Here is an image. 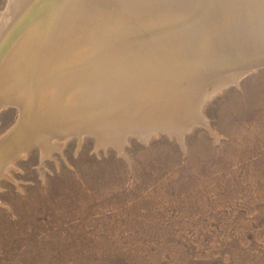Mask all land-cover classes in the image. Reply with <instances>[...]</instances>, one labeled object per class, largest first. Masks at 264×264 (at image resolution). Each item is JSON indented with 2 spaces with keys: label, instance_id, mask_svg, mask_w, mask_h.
<instances>
[{
  "label": "rangeland",
  "instance_id": "rangeland-1",
  "mask_svg": "<svg viewBox=\"0 0 264 264\" xmlns=\"http://www.w3.org/2000/svg\"><path fill=\"white\" fill-rule=\"evenodd\" d=\"M43 1L50 0L33 1L34 12ZM181 1L89 3L93 16H86L84 25L76 23L79 32L89 27L87 40L84 44L78 41L69 52L79 57L80 46H87L85 58L79 60H86L87 74L103 76L102 86L92 83L98 96H90L103 105L98 102L91 106L99 112L103 108V113L113 109L91 125L112 122L106 120L110 117L121 119L117 113L128 104L111 101L121 100L120 95L130 91L127 83L134 75L138 79L157 70L144 67L150 54L158 53L151 47L158 45L155 42L160 41L164 30L158 29L163 24L173 36L179 34L190 42L213 36L209 28L215 26L219 5L227 1ZM10 2L0 0V25ZM64 2L55 0L56 5L22 18L24 23L14 31L15 37L25 33L34 14V19L44 12L60 19ZM243 8L240 2L220 12L231 16ZM117 11L118 17L126 20L122 24L115 20ZM94 29H103V43L92 39ZM10 43L8 38L0 51ZM93 45L96 49H91ZM184 45L173 46L167 61L172 55H193ZM256 51L245 49L228 57L213 55L208 65L204 67L201 62L196 74L183 77L172 88L180 86L188 92L203 85L208 89L210 77L233 67L235 56L246 60ZM61 53L59 60L64 58ZM52 54L48 43L41 55L54 59ZM79 60L68 68L75 63L73 67L78 69ZM134 63H140L141 69L136 70ZM259 67L238 85L224 87L204 102L203 116L217 136L203 125L187 131L184 142L162 130L148 141L130 134L121 153L112 144L99 146L91 132L82 139L53 133L59 147L51 154L44 157L38 145L28 147L25 156L14 159L7 174L0 177V264H264V67ZM68 68L61 67L58 72ZM108 77L114 84L107 83ZM21 117L17 104L3 106L0 138L14 132ZM48 126L51 135L54 129Z\"/></svg>",
  "mask_w": 264,
  "mask_h": 264
},
{
  "label": "bare ground",
  "instance_id": "bare-ground-1",
  "mask_svg": "<svg viewBox=\"0 0 264 264\" xmlns=\"http://www.w3.org/2000/svg\"><path fill=\"white\" fill-rule=\"evenodd\" d=\"M33 1L11 0L9 9L0 25V49L6 41L8 42V38L9 40L11 38V43L7 48L0 51V109L9 103H14L22 110V117L18 128L14 132L0 138V177L7 174L14 159L25 156V151L28 147L38 145L44 157L51 154L53 150H56L59 144L56 140L57 137L55 138V134L53 133H64L68 137L77 135L82 139L87 133L91 132L95 134L99 146L112 144L121 153H123L126 139L130 134H136L142 140L148 141L153 134H157L162 130L170 136H176L180 142H184V135L187 131H190L195 125H203L217 136L211 130L208 121L203 116L202 106L204 102L222 88L229 85H238L241 79L264 64L262 63L263 61L259 63L260 60H256L255 62L234 65L226 71L220 72L214 78H212V73L211 79L207 82H212L208 89L203 88V85L197 88V90L194 89V91L190 90L188 92L180 86L172 88L178 85V82L183 77L196 74V69L201 62H204L202 65L204 67L208 65L209 57L213 55L220 54L228 57L232 54L238 55L244 53L243 51L245 49L253 51L259 46L264 45V0H255L254 3L252 0H226L227 3L219 5L221 8H218L216 11L218 12V17L216 19L217 21L215 20L216 22H214V28L213 26L209 28L213 34L210 40L207 37L202 41L193 40V42H190V39H184L179 34L178 36H173L169 28L163 27V24L158 29L164 30L160 35L161 37H159L160 41L155 42L158 43L156 45L157 47H151L153 51L157 50L158 53L150 54L151 56L146 59V67H144L147 70L154 69L151 67H158L157 70H153V72L147 73L143 77L140 76L138 79H135L134 75L127 83V87L131 88L130 91L125 96L120 95L121 100H117L116 98L117 101H111L114 102L112 104H120L121 106L128 104L123 109V112L118 111L117 113L118 117L121 115V119L110 117L106 120H112V122L91 125L97 117L103 118L106 113L111 114L113 109L108 110L110 109L109 107L106 109L107 111L104 109L106 113H103V108L99 112L95 111V106H91L98 102H100L98 105L101 103L103 105V102H94L96 100L90 97L92 93H94L93 95L95 97L98 96L99 91L94 92L92 88L102 86L103 76L101 73L98 75V72L87 74L89 70L84 67L86 60H79V58H85L87 46H80L81 54L79 57H76L73 53L71 54L69 50L74 48V45L78 41L83 40L82 43L84 44V41L87 40L86 36L89 32V27L84 26L87 30L85 29L79 32L76 23L79 24L78 22H80L81 25H84L86 16H93L90 15L91 11L87 7L89 3L93 1L103 2V0H64L63 6H65L62 7L63 13L60 19H52L50 13L46 14L45 12L42 17L38 18L36 16L37 18L34 19L35 14L43 12L45 8L52 7V3L55 0H50L48 3L43 1V6L35 12V8L32 9ZM186 2L184 1V4ZM240 2L245 8L239 14L235 12L231 16H228L229 12L226 14L220 12L222 8L228 10L231 7H236ZM228 6L231 7L228 8ZM64 8L66 9L64 10ZM128 10L127 12L130 11ZM119 11L120 13L123 12L122 8ZM157 11L159 12V10ZM190 11L192 12L191 9ZM100 12L101 16H103V9ZM33 13L35 14L32 17V22L28 23L26 30L24 29L25 33L22 36L15 37L16 33L14 31L19 27L22 18L26 19ZM118 15L120 14L117 11L115 20H119V24L124 23V19L118 17ZM210 16L213 15L211 14ZM43 17H46L45 21H42L44 19ZM99 20L103 21V18H99ZM42 25L45 27L44 29H40ZM51 25L53 26L49 30L48 26ZM180 28L179 30H181ZM99 30L94 29L92 31L94 34H92V39L97 44L103 43V29L100 32ZM166 31H168V34H166ZM44 38L45 40H43ZM47 42L51 45L54 59H46V55H41L43 53L45 54V49L48 45ZM151 43L153 44V42ZM183 43L188 46V50L186 51H191L193 55H188L190 53H186L185 55L181 54L180 57H173L172 55L170 57L172 60L167 61L171 48L180 44L182 45ZM95 47L97 46L93 45L90 48L96 49ZM61 52L64 54L63 60L57 59L58 54ZM66 52L70 54L68 55ZM76 60H79V63H81L80 67L77 66L78 69H74L73 66L77 65L74 63L68 68L70 66L69 64ZM154 62L157 65H154ZM140 63H134L136 70L137 68L141 69ZM99 65L102 66L101 63ZM61 67H67L68 69H64L60 73L58 69ZM132 67L133 65L129 66L128 69ZM136 70L134 74H136ZM15 71H19L17 76L14 75ZM49 72L50 74L47 76ZM112 77H108L109 81L107 83L114 84ZM92 83L98 85L94 86ZM33 85L34 89H32ZM122 97L124 98L122 99ZM79 100L84 101V103H80ZM88 101H91V104ZM49 124H51L52 130L54 129L51 135L49 133L51 131L48 126Z\"/></svg>",
  "mask_w": 264,
  "mask_h": 264
},
{
  "label": "water",
  "instance_id": "water-1",
  "mask_svg": "<svg viewBox=\"0 0 264 264\" xmlns=\"http://www.w3.org/2000/svg\"><path fill=\"white\" fill-rule=\"evenodd\" d=\"M256 53L248 58H246V60H241L239 59V57H234L235 58V63H233L232 65H237V64H241V63H249V62H255L256 60H260L259 63H264V46H260L259 48H256ZM238 58V59H237ZM260 67H264V64H262ZM259 67V68H260Z\"/></svg>",
  "mask_w": 264,
  "mask_h": 264
}]
</instances>
